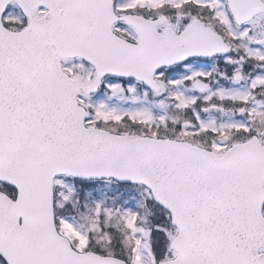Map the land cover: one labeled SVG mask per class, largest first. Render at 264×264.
<instances>
[{"label": "snow or ice", "instance_id": "obj_1", "mask_svg": "<svg viewBox=\"0 0 264 264\" xmlns=\"http://www.w3.org/2000/svg\"><path fill=\"white\" fill-rule=\"evenodd\" d=\"M0 264H264V0H0Z\"/></svg>", "mask_w": 264, "mask_h": 264}]
</instances>
